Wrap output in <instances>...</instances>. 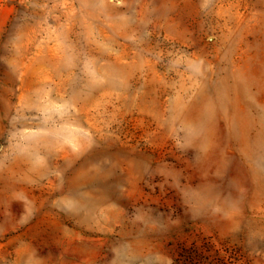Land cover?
Here are the masks:
<instances>
[{"label":"rangeland","instance_id":"1","mask_svg":"<svg viewBox=\"0 0 264 264\" xmlns=\"http://www.w3.org/2000/svg\"><path fill=\"white\" fill-rule=\"evenodd\" d=\"M0 264H264V0H0Z\"/></svg>","mask_w":264,"mask_h":264}]
</instances>
